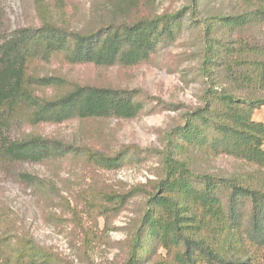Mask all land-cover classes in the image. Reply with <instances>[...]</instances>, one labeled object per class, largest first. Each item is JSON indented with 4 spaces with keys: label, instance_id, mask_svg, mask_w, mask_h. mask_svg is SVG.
<instances>
[{
    "label": "trees",
    "instance_id": "1",
    "mask_svg": "<svg viewBox=\"0 0 264 264\" xmlns=\"http://www.w3.org/2000/svg\"><path fill=\"white\" fill-rule=\"evenodd\" d=\"M43 1L36 3L39 26L0 46V119L22 118L31 125L134 119L144 109L138 91L40 77L39 63L60 58L69 65L132 67L150 61L185 31L195 34L200 45L199 71L206 81L200 105L166 132L162 150L153 152L159 172L149 191L101 195L91 206L90 211L105 217L146 195L119 264H264V123L252 120L264 107V0H186L176 11L130 20L110 12L80 30L50 17ZM66 1L52 0L53 8L62 13ZM107 1L125 11L137 1L148 5L156 0ZM37 90L52 94L39 96ZM39 139L3 142L0 159L14 163L59 157L50 158V149ZM146 154L137 147L111 156L91 148L69 151L108 171ZM219 156L254 167L257 178L225 177L195 166L199 159ZM1 228L4 247L9 234ZM5 247L13 251L14 264H47L30 241Z\"/></svg>",
    "mask_w": 264,
    "mask_h": 264
},
{
    "label": "rangeland",
    "instance_id": "2",
    "mask_svg": "<svg viewBox=\"0 0 264 264\" xmlns=\"http://www.w3.org/2000/svg\"><path fill=\"white\" fill-rule=\"evenodd\" d=\"M39 1L42 0H0V46L39 26ZM44 4L51 7L48 14L54 20L71 30H80L110 12H115L117 19L130 20L134 15L176 11L186 0H156L148 5L137 1L125 11L107 0H67L63 14L53 8L52 0ZM199 53L195 34L185 31L150 61L132 67L69 65L60 58L39 63L36 74L40 77L56 76L74 84L136 90L144 109L134 119L38 125L22 118L0 119V145L39 136L50 149V158L59 154L39 162L11 163L0 159V226L9 234L4 247H0V257L7 259L0 264H14L10 257L13 251L5 245L18 241H30L41 249L47 264H119L124 259V243L140 216L145 193L126 202L119 213L105 217L90 211L91 206L101 195H124L135 188L149 191L159 172V160L153 152L162 150L165 133L180 125L183 116L200 105L206 81L199 71ZM51 94L50 90H37L39 96ZM252 120L264 123V107L254 112ZM125 147H137L147 154L112 171L97 168L82 155H69L71 149L80 152L91 148L111 156ZM195 166L225 177L252 181L257 178L254 167L226 156L202 158Z\"/></svg>",
    "mask_w": 264,
    "mask_h": 264
}]
</instances>
